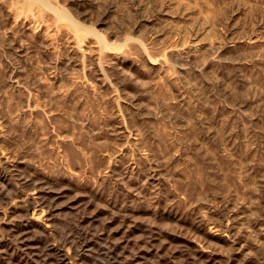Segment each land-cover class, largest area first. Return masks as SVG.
<instances>
[{
	"label": "rangeland",
	"instance_id": "rangeland-1",
	"mask_svg": "<svg viewBox=\"0 0 264 264\" xmlns=\"http://www.w3.org/2000/svg\"><path fill=\"white\" fill-rule=\"evenodd\" d=\"M0 264H264V0H0Z\"/></svg>",
	"mask_w": 264,
	"mask_h": 264
}]
</instances>
